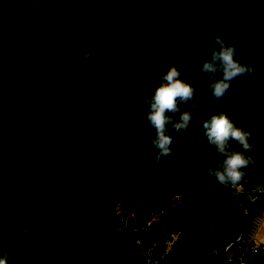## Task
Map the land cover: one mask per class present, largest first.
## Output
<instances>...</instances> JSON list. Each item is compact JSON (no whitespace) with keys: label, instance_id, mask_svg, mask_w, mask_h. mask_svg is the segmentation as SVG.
<instances>
[{"label":"trees","instance_id":"trees-1","mask_svg":"<svg viewBox=\"0 0 264 264\" xmlns=\"http://www.w3.org/2000/svg\"><path fill=\"white\" fill-rule=\"evenodd\" d=\"M9 1L0 4V254L10 253L9 264H56L66 248L77 253L68 264H80L83 252L90 264H141L153 237L178 231L169 264H227L257 208L245 214L234 195L220 197L211 244L198 246L190 230L209 220L193 221L196 202L169 200L181 191L196 199L183 185L214 181L203 161L221 157L198 133L217 107L253 133L258 164L239 183L264 184V0H40L45 10L33 9L30 20L20 13L30 0ZM214 35L254 65L219 104L208 102L197 67ZM60 39L65 48L54 52ZM86 48L95 55L81 59ZM170 63L196 87L199 108L157 164L144 96ZM135 205L159 209L142 242L136 225L114 226L119 208Z\"/></svg>","mask_w":264,"mask_h":264},{"label":"clouds","instance_id":"clouds-1","mask_svg":"<svg viewBox=\"0 0 264 264\" xmlns=\"http://www.w3.org/2000/svg\"><path fill=\"white\" fill-rule=\"evenodd\" d=\"M53 3L51 9H55ZM37 13L45 10L40 0H31L29 6L21 9L25 20L32 18V10ZM214 46L209 55L198 63V71L207 76V90L213 100L219 104L221 98L229 91H235L233 83L238 77L250 75L254 65L248 60L240 59V52L234 43L229 42L221 35H214ZM66 45L60 39L53 47V51H63ZM95 55L94 48H86L81 59ZM150 95L144 96L147 105L145 120L154 130V134L147 137L154 151V163L159 164L161 158L169 156L175 149L173 145L174 134L183 130L190 131V123L197 115L196 87L188 80L182 78V71L176 63H170L167 70L160 73L159 82L150 89ZM183 105L184 107H181ZM178 114V118L177 115ZM200 137L206 138L214 151L221 157L204 160L203 167L214 181L220 184H236L246 174L249 167H257V156L252 154L254 148L253 133L250 128H244L236 123L223 107L215 111L207 110L199 129ZM233 141L239 147L233 146ZM14 227V226H13ZM27 234L28 228L23 229ZM10 253L4 251L0 254V264H9Z\"/></svg>","mask_w":264,"mask_h":264},{"label":"rangeland","instance_id":"rangeland-1","mask_svg":"<svg viewBox=\"0 0 264 264\" xmlns=\"http://www.w3.org/2000/svg\"><path fill=\"white\" fill-rule=\"evenodd\" d=\"M7 1H9V0H0V4L6 3ZM10 1H14V2L20 1V5H21L22 3L23 4L28 3L29 0H10ZM23 1H25V2H23ZM4 7L7 8L8 6L5 5ZM20 13H21V11H20ZM12 16H15L14 17L15 19H20L19 17L21 15H18V16L12 15ZM4 20L6 22L9 21L5 17H4ZM18 21L22 22L21 26L25 25V23L22 19H20ZM8 24L10 25V23H8ZM15 28H16V25H12V27H8V31H7L8 34H11V32H13ZM17 28H19V27H17ZM238 184L241 187H244L241 183L238 182ZM218 190H219V194H220L221 198H224L226 196H231V195L233 196L232 191L224 184L218 183ZM169 202L174 204V205H191V204L195 205L196 199L195 198L192 199L191 196L188 195V193H186L185 191L184 192L181 191V194L179 196L172 197L169 200ZM123 212H124V214H123ZM146 212H147V214H146ZM119 213H120V218H118L116 220V222L114 224L115 228L119 227V229H121V228L128 227V226H129V228H131L134 225H136L137 230L133 231V234L134 235L136 234L137 236H135V238L139 239V242H142L141 236L145 235L146 232L148 231V228L151 227L153 224H155L156 221H158L157 215L159 213V209H157L155 211H150L145 207H141V206H137V205L127 206V207L124 206L122 208H119ZM209 222L210 223H207L205 228H200V227L196 226L192 230H190L192 232V237L195 238L194 243L196 242L195 244H197L198 246L201 243H204L207 246H209L211 244L212 237L215 235V227L217 225V221H216L215 217L211 216L209 219ZM142 224H144L145 226L144 227L141 226ZM201 236H203V237H201ZM42 238L44 239V237H42ZM179 239H180V233L178 231L177 232H169V233L165 234V236L158 241L157 240L155 241L154 237H153L152 240H150L148 242V244H149L147 247L148 249H145V251L143 252L144 256L142 258L141 264H169V258H171L172 255L174 254V251L176 249V245H177ZM41 243H42V241H41ZM198 243H200V244H198ZM99 246H101V245H99ZM65 250H66V248H63L60 253L55 255V257L57 259L56 264H68V262H70L72 260V258L77 256V253L75 251L72 252V249L67 250V251H65ZM113 252H117V250L111 248V249H109V251L107 253L110 255V253L112 254ZM241 252H242V249L237 254L236 253H230L228 256V259H227L228 260L227 264H241L239 262V260L237 259L238 254H240ZM81 254H82L81 255L82 258L80 259V264H90L88 262L89 258L84 254V252ZM214 255H215V253H213L211 255L199 256V259L200 260H206V259L212 258ZM62 257L64 259H61ZM253 259L254 258H252V263H253ZM260 260L261 259H259V261ZM62 262H64V263H62ZM255 262H256V260H255ZM46 263H49V260H47L45 262V264ZM94 264H96V263H94Z\"/></svg>","mask_w":264,"mask_h":264},{"label":"crops","instance_id":"crops-1","mask_svg":"<svg viewBox=\"0 0 264 264\" xmlns=\"http://www.w3.org/2000/svg\"><path fill=\"white\" fill-rule=\"evenodd\" d=\"M257 209L251 214L250 220L240 239L242 251L251 249L253 263L264 264V201L254 205ZM259 259H261L259 261Z\"/></svg>","mask_w":264,"mask_h":264},{"label":"water","instance_id":"water-1","mask_svg":"<svg viewBox=\"0 0 264 264\" xmlns=\"http://www.w3.org/2000/svg\"><path fill=\"white\" fill-rule=\"evenodd\" d=\"M183 187L192 196L196 197V210L193 221L204 224L211 217L213 205L221 200L218 183L212 181L203 187L184 184Z\"/></svg>","mask_w":264,"mask_h":264},{"label":"built area","instance_id":"built-area-1","mask_svg":"<svg viewBox=\"0 0 264 264\" xmlns=\"http://www.w3.org/2000/svg\"><path fill=\"white\" fill-rule=\"evenodd\" d=\"M236 197L239 206L245 214L249 213L258 202L264 201V184L252 188L241 187L238 183L226 185ZM252 250L246 249L238 255L241 264H252Z\"/></svg>","mask_w":264,"mask_h":264}]
</instances>
